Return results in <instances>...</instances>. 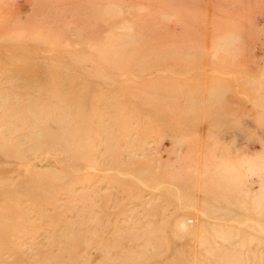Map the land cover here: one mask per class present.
Segmentation results:
<instances>
[{"label":"rangeland","instance_id":"rangeland-1","mask_svg":"<svg viewBox=\"0 0 264 264\" xmlns=\"http://www.w3.org/2000/svg\"><path fill=\"white\" fill-rule=\"evenodd\" d=\"M0 264H264V0H0Z\"/></svg>","mask_w":264,"mask_h":264}]
</instances>
